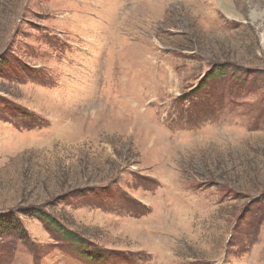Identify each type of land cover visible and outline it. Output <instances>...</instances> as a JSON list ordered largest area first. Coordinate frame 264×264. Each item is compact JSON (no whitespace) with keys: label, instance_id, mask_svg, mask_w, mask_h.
I'll return each mask as SVG.
<instances>
[{"label":"rangeland","instance_id":"rangeland-1","mask_svg":"<svg viewBox=\"0 0 264 264\" xmlns=\"http://www.w3.org/2000/svg\"><path fill=\"white\" fill-rule=\"evenodd\" d=\"M193 1L0 0V264H264V0Z\"/></svg>","mask_w":264,"mask_h":264},{"label":"bare ground","instance_id":"bare-ground-1","mask_svg":"<svg viewBox=\"0 0 264 264\" xmlns=\"http://www.w3.org/2000/svg\"><path fill=\"white\" fill-rule=\"evenodd\" d=\"M198 5L201 3L200 8L203 9V13L206 11L207 16L212 15L214 20H218V17H216L220 12L226 14L230 18H236L238 17V11L235 6V3L233 0H215L212 1H204V0H194L193 2ZM161 2V1H160ZM159 3V2H158ZM217 3V6H216ZM142 5V4H141ZM144 5H142L143 7ZM138 7V6H137ZM141 8V7H140ZM130 16V15H129ZM219 21V20H218Z\"/></svg>","mask_w":264,"mask_h":264},{"label":"trees","instance_id":"trees-1","mask_svg":"<svg viewBox=\"0 0 264 264\" xmlns=\"http://www.w3.org/2000/svg\"><path fill=\"white\" fill-rule=\"evenodd\" d=\"M43 216H46L45 214H43ZM48 219H49V217H47ZM42 219H44V218H42ZM14 221H15V219H14V217H13V215H10L9 217H1L0 218V224H1V226L3 227V225L4 226H9V225H11V226H13V224H14ZM94 252H91V253H88V254H90V255H94L93 254ZM90 258V257H89ZM90 263H94L95 264V262H93L92 260H90L89 261Z\"/></svg>","mask_w":264,"mask_h":264}]
</instances>
